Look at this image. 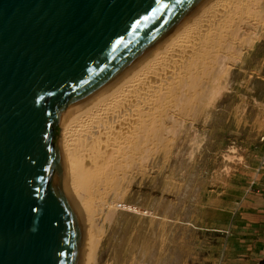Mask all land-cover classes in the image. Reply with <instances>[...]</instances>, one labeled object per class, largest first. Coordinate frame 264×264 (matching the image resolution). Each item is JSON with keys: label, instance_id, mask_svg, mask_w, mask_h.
<instances>
[{"label": "water", "instance_id": "obj_1", "mask_svg": "<svg viewBox=\"0 0 264 264\" xmlns=\"http://www.w3.org/2000/svg\"><path fill=\"white\" fill-rule=\"evenodd\" d=\"M203 0H0V264H75L58 120Z\"/></svg>", "mask_w": 264, "mask_h": 264}, {"label": "rangeland", "instance_id": "obj_2", "mask_svg": "<svg viewBox=\"0 0 264 264\" xmlns=\"http://www.w3.org/2000/svg\"><path fill=\"white\" fill-rule=\"evenodd\" d=\"M255 23L242 59L227 60L221 92L198 100L142 167L116 175L124 206L101 227L98 264L264 258V10Z\"/></svg>", "mask_w": 264, "mask_h": 264}, {"label": "bare ground", "instance_id": "obj_3", "mask_svg": "<svg viewBox=\"0 0 264 264\" xmlns=\"http://www.w3.org/2000/svg\"><path fill=\"white\" fill-rule=\"evenodd\" d=\"M261 10L264 0H203L119 76L60 116L59 172L77 210L75 264L99 262L106 246L101 227L124 206L115 198L116 175L142 167L198 100L221 92L227 60L242 59L246 29Z\"/></svg>", "mask_w": 264, "mask_h": 264}, {"label": "trees", "instance_id": "obj_4", "mask_svg": "<svg viewBox=\"0 0 264 264\" xmlns=\"http://www.w3.org/2000/svg\"><path fill=\"white\" fill-rule=\"evenodd\" d=\"M251 264H264V258H261L257 262Z\"/></svg>", "mask_w": 264, "mask_h": 264}]
</instances>
